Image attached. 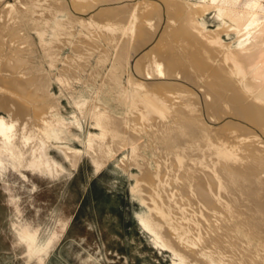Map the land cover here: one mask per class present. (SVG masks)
Here are the masks:
<instances>
[{
	"label": "bare ground",
	"instance_id": "6f19581e",
	"mask_svg": "<svg viewBox=\"0 0 264 264\" xmlns=\"http://www.w3.org/2000/svg\"><path fill=\"white\" fill-rule=\"evenodd\" d=\"M121 1L20 0L18 5H4L6 8L0 2V39L4 35L1 25L13 21L7 17L9 12H22L27 2L59 3L47 8L38 7L33 11L39 12L42 9V12L48 14L65 13L68 16L64 22H69V26L65 25L66 31H69H63L57 43L62 47L72 44V50L68 55L50 56L53 62L63 65L55 75L61 82L65 81L63 79L71 70L68 66L73 65L74 58L84 50H92L94 41L93 47H98L97 36H93L98 33V29L121 28L119 41L124 44L122 39L128 29L143 33L146 25L152 27L153 19H166L160 39L157 38L159 40L155 41L157 43L149 53L146 51L148 54L140 55L141 58L134 65L137 75L131 74L128 80L130 87L143 91V100L138 101L142 105L140 112L121 115L117 107L107 106V97L102 98L99 92L89 93V98H85L90 106L86 122L94 128V132L87 133L84 131V122L76 116V109L64 115L60 102L52 100L48 92L25 85L22 78L28 72L19 70L20 50L5 47L13 45L19 37L12 33L11 42H4L0 47V173L12 170L23 178H26L24 172L46 174L55 171L64 174V166L49 153L53 147L74 168L79 164L78 155L81 159L88 157L97 170L120 155L116 161V167L120 169L121 163L125 162L124 149L113 150L110 145L120 141L119 136L126 132L128 123L142 119L145 123L142 128L146 129L147 122L163 123L168 112L164 103L165 93L178 92L180 99L186 102L190 115L184 119L178 116L168 126L175 125L180 118L183 127L191 130V137L198 135L202 140L191 151L183 150L177 154V178L188 175L190 171L196 173L199 180H194L192 189L183 194L185 197L179 198L185 204L184 210H188V215L175 212V216H170L169 199L164 202V206H156L154 211L156 214L160 212L158 216L166 219L168 233L177 242L178 249L190 256L184 260L177 254L184 264H264V176L261 177L264 175V143L252 131L258 130L264 135L262 0H164V8L155 2H142L138 5L128 4L124 8L108 7L88 19L84 18V15L100 5L119 4ZM210 11L215 12L218 23L214 31L208 28L205 20ZM124 12L130 15L135 13L125 16ZM76 25L91 34L83 43L73 40L74 36L81 34L80 27ZM161 25V22L156 24L157 31L152 37L141 34L134 41L131 57L155 39ZM231 33L236 37L235 40L224 43L222 35L231 37ZM130 40L125 43L127 49ZM46 42L50 43L51 39L48 38ZM157 51H161L162 55H155ZM126 55L125 59L128 57ZM150 63L157 67V73L149 72ZM85 71L89 69L71 73L83 75ZM138 74H147L155 79L180 77L182 82L202 90L203 100L186 86L180 87L174 83L166 85L164 80L157 85L146 81V84L141 83L137 80ZM75 97L73 103L77 104V109L81 108L84 103L78 102L79 99ZM134 103L130 106L134 107ZM226 118L232 120L225 122L219 129L208 125V120L215 124ZM76 141L82 145L80 151L72 148L74 145L69 146ZM199 144L205 145V148L199 150ZM188 156H194L195 159L188 161ZM187 163H191L188 165L190 169ZM161 173L146 171L137 180V183L145 184L143 188L148 192L150 201L161 195ZM187 220L190 222L188 229L185 226ZM144 223L148 231H151V223ZM56 235L52 232L40 236L38 229H25L22 238L27 243L30 258L42 253ZM249 239L252 244H247L246 240ZM254 242L256 245H253Z\"/></svg>",
	"mask_w": 264,
	"mask_h": 264
},
{
	"label": "rangeland",
	"instance_id": "374dc122",
	"mask_svg": "<svg viewBox=\"0 0 264 264\" xmlns=\"http://www.w3.org/2000/svg\"><path fill=\"white\" fill-rule=\"evenodd\" d=\"M19 1L0 0L2 7L6 4V7L18 5ZM142 2H155L164 8V0L163 2L162 0H122L119 4L100 5L84 15V18L88 19L99 10L108 7L124 8L128 4L138 5ZM55 4L59 3L27 2L22 12L13 10L8 13L7 17L13 19L12 22L1 25L4 35L0 39V47L4 42H11L12 33L19 36L13 45H5V47L8 46L9 50H20L19 70L28 72L22 78L25 85L48 92L52 100L60 102L64 115L72 112L73 108L76 109V116L84 122L86 133L94 132V128L86 122L90 114L88 110L90 106L85 98H89V93L99 92L102 98L107 97V106L117 107L121 115H127L132 111L140 112L142 105L140 106L139 102L143 100V91L130 87L128 80L131 74L137 75L134 65L137 59L141 58L140 55L148 54L151 48L155 47L157 43L155 41L160 39L166 19L163 21L153 19L152 27L146 25L143 33L128 29L129 32L127 31L122 39L125 41L124 44L119 41L121 28L98 29V33L93 35L97 36L98 47H93L94 41L92 50H84L76 59L74 58L73 65L68 66L71 70L63 79L65 81L61 82L55 75L63 65L60 62H53L50 56L68 55L72 50V44L62 47L57 43L61 39L62 32L66 31L65 25H70L68 21L64 22L68 20V16L65 13L48 14L42 12V9H39V12L33 11L38 7L47 8ZM262 5L264 6V0ZM124 13L125 16L131 14ZM134 13L132 12V15ZM205 20L210 30H216L218 23L214 11L208 12ZM160 22L162 25L155 39L131 57L130 54L134 52V41L141 37V34L152 37L151 35L157 31L156 24ZM76 27L79 28L80 25ZM80 32L81 34L74 36L75 42L83 43L91 36L85 28ZM48 38L51 39L50 43L46 42ZM235 38L232 33L231 37L222 35L224 43H230ZM128 39L131 40L127 49L125 43ZM124 55L128 57L125 59ZM155 55L161 56L162 53L157 51ZM88 69L89 71H85L83 75L71 73ZM156 71L157 67L154 63H150L149 72L155 74ZM137 78L144 84L147 82L157 85L164 80L166 85L174 83L173 85L180 87L186 86L200 96L201 101L203 100L202 90L182 82L180 77L177 78L178 80L166 77L155 79L145 74ZM165 94L164 103L168 112L163 123L147 122V129L142 128L145 125L142 119L128 123L125 127L126 132L119 134L120 141L110 145L113 150L124 149L125 162L121 163L120 169L116 167V161L121 157L119 154L109 161L105 159L108 162L101 170H97L88 157L84 156L81 159L78 155L79 164L74 168L53 147L49 149V153L64 166V174L55 171L46 174L24 172L26 178H23L12 170L0 173V264H181L180 257L184 260L190 257L184 250L178 249L177 242L168 233L169 225L166 219L159 217L160 212L156 214L154 209L156 206H164V202L169 199L170 216H175V212L188 215V210H184L185 204L179 198L185 197L183 194L192 189V182L199 178L196 177V173L190 171L188 175L177 178L178 165L175 163V158L183 150L191 151L202 139L198 135L191 137V130L182 125L181 120L190 115V110L185 105L186 102L180 99V94L175 91ZM74 96H77L78 102L84 103L81 108L77 109V104L73 103L76 99ZM70 102L73 103V107L69 105ZM133 103L134 107L130 106ZM114 113L117 115V112ZM178 116L182 119L178 118L175 125L168 126ZM230 119L226 118L215 124L208 120V125L210 128L219 129L225 122L232 120ZM239 125L242 126L244 123ZM252 131L256 132L264 143V135L257 132L258 130ZM132 136L139 139L136 140ZM69 146H73L72 148L77 151L82 149L81 143L77 141ZM198 148L204 149L205 145L199 144ZM191 159H195L194 156L186 158L188 161ZM196 164L200 165L197 162ZM188 165L191 163H187V168ZM146 171L152 173L162 171L159 187L161 195L154 201L148 199V192L143 188L145 184L137 183ZM179 173L184 174L180 171ZM169 210L167 212H170ZM143 219L146 223H151V231H148ZM185 226L187 229L190 227L188 220L185 221ZM25 229L31 231L38 229L40 236H47L52 232L57 235L42 253L30 258L27 243L22 238ZM248 238L254 239L252 236ZM250 239L246 240L247 244H252ZM253 245L256 243L254 242ZM259 256L262 257V254Z\"/></svg>",
	"mask_w": 264,
	"mask_h": 264
}]
</instances>
